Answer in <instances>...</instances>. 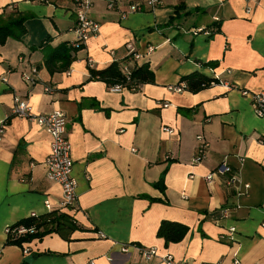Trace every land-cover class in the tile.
Returning <instances> with one entry per match:
<instances>
[{"label":"crops","instance_id":"1","mask_svg":"<svg viewBox=\"0 0 264 264\" xmlns=\"http://www.w3.org/2000/svg\"><path fill=\"white\" fill-rule=\"evenodd\" d=\"M162 2L122 18L95 1L89 16L99 33L67 69L51 71L46 53L74 37L71 1L0 0L1 21L26 15L25 33L0 44V264H163L159 257L146 261L132 244L155 247L176 262L264 264V119L251 100L264 91V0ZM128 43L142 54L153 47L142 57L152 82L114 92L89 79L86 57L100 69L124 59ZM31 67L33 85L21 79ZM195 71L218 74L220 82L172 89ZM16 96L34 114H66L78 192L77 206L64 211L79 228L69 238L54 232L32 241L27 254L5 244L6 228L48 212L46 199L50 209L60 208L61 187L46 177L51 138L34 121L12 115ZM198 135L209 147L194 162ZM222 162L249 184L237 196L223 177L206 180ZM163 173L164 190L155 186ZM162 220L186 225L183 239L158 237Z\"/></svg>","mask_w":264,"mask_h":264},{"label":"built area","instance_id":"2","mask_svg":"<svg viewBox=\"0 0 264 264\" xmlns=\"http://www.w3.org/2000/svg\"><path fill=\"white\" fill-rule=\"evenodd\" d=\"M72 4V11L75 15V23L69 28L73 33L72 45L79 44L80 47L84 46L87 40L99 33L100 24L89 16L91 7L95 1H103L105 7L110 11H117L123 18L128 14L144 12L146 10L153 9L163 2L162 0H70ZM202 30L201 28L197 31ZM127 54L132 56L133 60H139L144 55L150 53L153 50L152 46H148L145 54H142L135 50L131 43L126 44ZM88 66H93V61L90 57H86ZM121 70L125 73V82L130 81V69L127 64L121 66ZM229 72V70H228ZM36 68L31 67L28 71L21 73V79L29 85H33L36 80L34 74ZM213 78L220 82L218 74H213ZM2 80H6L4 77ZM212 81V84H215ZM124 83H115L108 88L111 91L117 92L124 88ZM185 88L183 82L174 86L172 89L175 91H181ZM50 92L51 88L46 86L44 88ZM244 93H247L244 91ZM252 106L256 116L264 119V91L254 92L251 94ZM167 106V104H164ZM12 115L20 116L34 121L42 130L47 132L50 136V148L49 152L44 160L46 168V177L61 187V198L59 200V207L62 210H72L78 204V192H77V180L73 175V160L71 157V143L67 134V117L62 110H55L45 114H34L28 104V102L20 97H14V103L11 110ZM163 131L169 134L174 132L173 128L163 126ZM2 130V128H0ZM198 144L193 156L194 162L202 160L209 147L208 141L202 136H197ZM214 175L223 177V182L227 187H232L235 190V195L241 193V186L245 188L249 187L248 183H244L240 176L239 169H235L229 164L222 162L211 173L206 176L208 182L212 181ZM46 209L50 210V203L46 199L44 201ZM133 247L138 249L143 255L146 261L152 258L159 257L163 264H194L189 260L182 262H176L173 256L169 253L160 256L155 247H143L138 244H132ZM130 245L121 244L120 250L122 252H128ZM23 253L27 254L29 249L24 247ZM94 264V262H90ZM201 264H218L203 262ZM238 264V261H235Z\"/></svg>","mask_w":264,"mask_h":264},{"label":"trees","instance_id":"3","mask_svg":"<svg viewBox=\"0 0 264 264\" xmlns=\"http://www.w3.org/2000/svg\"><path fill=\"white\" fill-rule=\"evenodd\" d=\"M26 15L16 14L1 21L0 18V44H3L8 37L20 38L26 31ZM80 48L79 44L69 45L66 42L58 44L46 53L45 63L52 71L56 69L65 70L72 60L76 59L75 52ZM127 64L130 69V81L125 82V73L121 66ZM89 79L101 80L109 87L115 83H124L130 90L139 89L140 85L153 81V70L149 62L139 59L133 60L131 55H126L124 59L113 60L107 66L96 69L89 66ZM185 88L197 91L212 85V81L217 83L213 77H206L198 71L192 72L182 77ZM90 106L99 108L98 102H91ZM155 186L164 190V173L159 178ZM79 228L74 217L61 208L50 209L43 214H31L10 224L6 228V245H16L22 249L35 240H42L50 233H58L64 238H69L72 231ZM188 231V227L176 221L162 220L157 229V236L162 237L165 243L178 242L183 239ZM30 251V250H29Z\"/></svg>","mask_w":264,"mask_h":264},{"label":"water","instance_id":"4","mask_svg":"<svg viewBox=\"0 0 264 264\" xmlns=\"http://www.w3.org/2000/svg\"><path fill=\"white\" fill-rule=\"evenodd\" d=\"M32 260V256L31 255H29V256H27L26 258H25V261L26 262H30Z\"/></svg>","mask_w":264,"mask_h":264}]
</instances>
